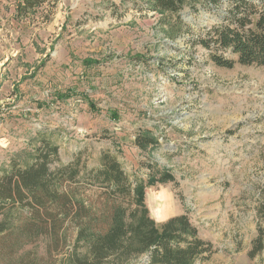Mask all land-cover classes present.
<instances>
[{
	"label": "rangeland",
	"instance_id": "374dc122",
	"mask_svg": "<svg viewBox=\"0 0 264 264\" xmlns=\"http://www.w3.org/2000/svg\"><path fill=\"white\" fill-rule=\"evenodd\" d=\"M19 1L0 0V176L41 139L58 147L54 167L79 159L90 170L109 153L132 182L165 170L174 181L146 189L145 203L157 227L187 215L211 243L194 264H264V68H218L192 44L216 16L186 8L193 34L168 39L139 0H44L25 13ZM144 129L151 151L134 144ZM29 216L17 205L0 214V264H66L74 229L53 250L51 237L27 234Z\"/></svg>",
	"mask_w": 264,
	"mask_h": 264
},
{
	"label": "trees",
	"instance_id": "16d2710c",
	"mask_svg": "<svg viewBox=\"0 0 264 264\" xmlns=\"http://www.w3.org/2000/svg\"><path fill=\"white\" fill-rule=\"evenodd\" d=\"M139 1L162 16L168 39L193 34L180 15L186 8L193 13H213L215 23L194 33L192 44L207 50L209 60L218 68L232 69L235 64L264 68V0ZM43 2L20 0L17 8L25 13ZM226 52L236 60L224 56ZM134 144L151 151L158 141L151 130L144 129L138 131ZM57 159L58 147L46 139L31 151L16 154L10 169L0 176V214L16 205L28 209L27 234L51 237L49 248L53 250L68 243L66 228H73L76 239L66 264H126L143 254H148L149 264H194L202 255L212 253L211 243L199 237L187 215L170 218L160 227L151 219L145 191L173 182L170 172H151L145 181L132 182L119 160L109 153L90 170L79 159L54 167ZM86 188L106 193L94 200L83 198ZM7 231L0 220V236ZM257 244L251 256L262 248L261 241Z\"/></svg>",
	"mask_w": 264,
	"mask_h": 264
}]
</instances>
